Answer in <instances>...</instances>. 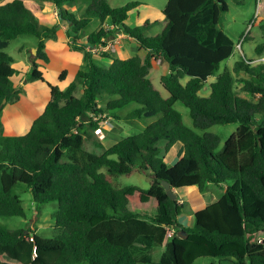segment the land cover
Here are the masks:
<instances>
[{"label":"trees","instance_id":"16d2710c","mask_svg":"<svg viewBox=\"0 0 264 264\" xmlns=\"http://www.w3.org/2000/svg\"><path fill=\"white\" fill-rule=\"evenodd\" d=\"M41 2L56 9L67 27L68 47L82 54L83 66L63 89L46 82L40 67L49 62L45 44L56 37L58 26L41 24L35 15L40 7L27 0L0 2V218L25 216L14 192L18 184L26 187L35 203L58 205L52 214L56 232L52 238H40L33 229L0 225V264H138L132 249L164 243L158 264H194L199 258L264 264V62L260 61L264 18L255 32L260 43L253 49L254 58L243 54L219 72L220 64L234 52L220 26L228 11L226 0H167L162 10L136 27L126 21L140 11L138 2L120 7H112L108 0ZM80 2L86 6L79 17L65 9ZM92 20L99 26L80 42ZM104 23L112 29L103 28ZM160 23L165 25L158 35H144V30ZM251 31L243 42L253 39ZM118 32L133 39L145 54L124 60L103 55L98 58L110 61L103 67L86 49ZM24 35L37 39L24 81L46 83L49 100L24 134L6 137L1 115L18 98L20 88L13 78L20 72L4 49ZM153 59H161L165 67L159 85L166 98L149 78ZM66 75L62 71L58 81H65ZM205 85L209 94L200 96ZM175 103L188 109L198 130L238 127L218 149L219 137L208 132L199 136L187 128ZM131 104L140 107L127 119L160 116L141 132L104 149L94 135L104 119L93 118ZM86 142L102 152L84 151ZM161 142L166 148L182 146L184 157L171 168L159 157ZM103 168L109 175L145 173L150 185L114 188L100 172ZM163 181L175 194L192 188L203 193L209 186L223 193L195 212L191 227H181L177 220L183 205L177 194L175 200L169 199ZM167 229L173 230L169 239Z\"/></svg>","mask_w":264,"mask_h":264},{"label":"rangeland","instance_id":"374dc122","mask_svg":"<svg viewBox=\"0 0 264 264\" xmlns=\"http://www.w3.org/2000/svg\"><path fill=\"white\" fill-rule=\"evenodd\" d=\"M27 1L29 4L31 2H38L39 4L41 3V0ZM108 1L112 7H120L130 2H138L142 4L141 11L138 15L133 13L131 16H129L126 22L129 27H135L138 25L136 23V17H139V20H142L145 17L152 16L156 12L162 10L167 2V0ZM238 1L242 3L237 4L232 0H226L228 11L224 13L221 18L220 26L222 27L224 33L233 42L234 52L228 60L220 64L219 72H222L225 67H232L233 64L240 59V56H243V54H245L248 58H254L252 55L253 49L258 43H260V38L255 32H257V25L261 24L258 21L260 18H264V0ZM0 2L5 3L6 0H0ZM83 9L84 8L79 7V12L81 13ZM68 12L71 13L70 10H68ZM95 22L89 24L84 32L89 33ZM255 22H258L259 24L256 23L254 25ZM46 24L52 26V19L47 21ZM164 25V23H160L151 26L144 30V35L146 37L156 36L162 31ZM249 30H252L250 35L253 37V39L243 42L244 36L249 32ZM61 36L63 38L64 34ZM55 39L56 41H54ZM36 44L37 39L35 37L24 35L12 40L8 47L4 49V52L14 59V64L12 66L21 72V75L14 79V83L17 84V87H20L18 98L17 100L8 103L1 115L3 136L12 137L24 134L31 122L42 113L49 100V90L46 83L35 80H28L26 82L24 81L25 76L23 74L28 73L30 69V63L28 60L29 52L35 49ZM48 44L50 45L49 49H47L49 63L43 64L40 67V71H42L46 82L51 85L59 86L61 89H63L73 79L74 70L75 68H78L77 64L82 60V55L79 52L69 51V49L66 48V45H64L63 40L59 38L57 39V36L48 40ZM96 62L103 67H108L110 64L108 59H101L98 57L96 58ZM253 63L256 64L258 61H254ZM63 69H68L69 73L65 81L59 82L58 77ZM151 79L154 85L160 90L162 96L165 98L167 93L160 87L154 77L151 76ZM208 94L209 87L205 85L199 95L207 96ZM107 100L108 99L105 98L101 104L104 106ZM139 107L140 106L137 104H131L124 109L111 111L105 115L104 118L109 123V127L103 129L104 138L102 140H98L104 149L109 148L115 142L125 138L126 136H132L141 132L160 116L157 115L151 118L141 117L127 119L129 113ZM174 109L180 113L183 124L197 135L202 136L204 132L217 135L220 139V145L218 149L223 146L227 138L233 134L238 127V124L215 125L208 128L206 131H201L192 126L187 108L182 106L180 103H175ZM95 139H98L96 135ZM159 148V157L162 159L167 168H171L176 162L184 157L183 149L180 143H176L173 146L166 148V143L161 142L159 144ZM83 149L86 152L94 154H100L102 152V148L95 147L91 142H86ZM111 158L116 159V157ZM100 172L105 174L114 188L137 186L141 189H147L150 185V177L142 172H135L130 175H109L104 168L101 169ZM14 192L18 195L21 201L25 216L0 218V225L10 230L33 229L36 235L40 238L54 237L56 232L54 229L52 214L58 208L57 203H35L32 199L31 193L24 185L21 184H18L15 187ZM178 219L183 222L184 227H191L193 225L194 217L188 204L183 206L181 215ZM164 251L165 249L162 250L160 247H154L147 250L134 248L132 249V255L137 260L138 264H158L159 258ZM194 264L228 263H220V260L217 258H199L194 262Z\"/></svg>","mask_w":264,"mask_h":264},{"label":"crops","instance_id":"0c3cea01","mask_svg":"<svg viewBox=\"0 0 264 264\" xmlns=\"http://www.w3.org/2000/svg\"><path fill=\"white\" fill-rule=\"evenodd\" d=\"M1 1H5V0H1ZM28 2V1H27ZM30 4H33L37 7H40V10L37 11L35 13L37 19L39 20V22L41 24L45 23L44 25H47L49 26L48 24H46L47 21H50V19H52L53 21V24L52 26H58V30H57V39H62L63 40V43L64 45H66V48L69 49L68 47V38L66 36V30H67V27L66 25L62 24L57 16V11L54 7L50 6L49 4L47 5L46 3H38V2H31ZM86 4L85 3H77L75 5H72V6H68L66 7V10H70L71 13L75 14L77 17H79L81 14H82V10L81 13L79 12V7L80 8H85ZM141 11V9H140ZM140 11L138 13H135V14H139ZM133 13H131L129 16H131ZM129 18V17H128ZM146 18V17H145ZM144 19V18H143ZM142 19V20H143ZM128 20V19H127ZM142 20H139V17H136V23L138 25L136 26H139L141 24V21ZM96 20H92L90 24H92L93 22H95ZM127 22V21H126ZM127 25V24H126ZM99 26V22L96 21L94 23V26H92L90 32L94 31L97 27ZM135 26V27H136ZM103 28L105 29H111L112 26L109 25L108 23H104L103 24ZM89 32V33H90ZM89 33H85L83 32V34L80 36V42H84L87 35ZM64 34V37L62 38L61 35ZM61 36V37H60ZM53 41V40H52ZM56 41V39L54 40ZM122 48L119 52V54L117 55H113L111 57H116V58H119V59H128L134 55H140V56H143L145 53L143 51H140L139 50V46L138 44L131 38L127 37L125 38L123 41H122ZM46 55H47V49H49L50 45L48 44V41L46 42ZM69 51H71L69 49ZM74 52V51H73ZM82 55V54H81ZM48 57V55H47ZM49 60V58H48ZM49 63V62H48ZM78 65V68H75L74 70V75L75 73L80 69V67L83 66V59L81 61H79V63L77 64ZM77 67V66H76ZM67 70V75H68V69H63L62 71H65ZM165 71V67L162 63L160 64H156L154 61H153V68L150 70V73H149V78L150 80L152 81L151 79V76L154 77V79L157 81V83L159 84V78L161 76V74ZM21 73V72H20ZM21 75V74H19ZM19 75H17L16 77L13 78V83H14V79L17 78ZM66 75V77H67ZM214 79H210L209 82H213ZM185 82V80L183 81V83ZM153 83V82H152ZM154 84V83H153ZM14 86L17 87V84L14 83ZM18 88V87H17ZM20 88V87H19ZM157 88V87H156ZM158 89V88H157ZM159 90V89H158ZM160 91V90H159ZM161 93V92H160ZM162 95V94H161ZM168 96V94H167ZM166 96V97H167ZM165 97V98H166ZM116 143V142H115ZM223 193V190L219 187H216V186H209L203 193H200L197 189L195 188H192V189H186L185 191H177L176 194H178L179 196V199H180V202L182 203L183 206H185L186 204L189 205V208L193 214V217H194V214L195 212L205 208L206 206H209L213 203H215L216 201H218L219 197L221 196V194ZM178 224L181 226V227H184V224L183 222L178 219ZM165 243L160 246V249L164 250L165 248Z\"/></svg>","mask_w":264,"mask_h":264},{"label":"built area","instance_id":"2783aa9c","mask_svg":"<svg viewBox=\"0 0 264 264\" xmlns=\"http://www.w3.org/2000/svg\"><path fill=\"white\" fill-rule=\"evenodd\" d=\"M127 37L128 36L124 34L123 32H118L114 34L113 36L103 38L100 41V43H98L96 46L88 47L86 51L96 57H100L103 55H109V56L117 55L119 54L122 48L121 47L123 43L122 41ZM153 61L156 64L162 63L161 59H156V60L153 59ZM260 61L264 62V58H261ZM104 117L105 115H98L96 118H93L94 121L100 118L104 119L99 125V127L94 131V135L97 136L98 140H102L104 138L103 129H105L106 127H109V123L106 121ZM172 235H173V230L167 229L165 239L171 238Z\"/></svg>","mask_w":264,"mask_h":264},{"label":"water","instance_id":"95a60500","mask_svg":"<svg viewBox=\"0 0 264 264\" xmlns=\"http://www.w3.org/2000/svg\"><path fill=\"white\" fill-rule=\"evenodd\" d=\"M31 53L33 55H35L36 54V49H33L31 51ZM161 184H162L163 188L165 189L166 195L169 197V199L170 200H175L176 199V194L170 189V186L168 185V183L163 181V182H161ZM25 233H26V231H25Z\"/></svg>","mask_w":264,"mask_h":264}]
</instances>
